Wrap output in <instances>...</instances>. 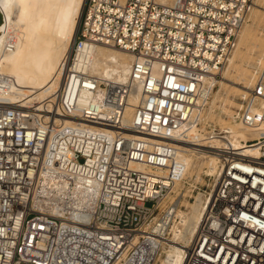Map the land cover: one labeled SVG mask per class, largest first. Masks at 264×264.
I'll use <instances>...</instances> for the list:
<instances>
[{
  "label": "built area",
  "instance_id": "2783aa9c",
  "mask_svg": "<svg viewBox=\"0 0 264 264\" xmlns=\"http://www.w3.org/2000/svg\"><path fill=\"white\" fill-rule=\"evenodd\" d=\"M255 2L86 1L47 98L0 102V264H154L198 195L182 264H264V134L242 151L229 129L264 123V64L232 115L212 104ZM92 45L130 53L125 82L80 60ZM187 146L214 153L218 171L185 186ZM45 174L95 187L91 215L65 225L68 206L35 203Z\"/></svg>",
  "mask_w": 264,
  "mask_h": 264
},
{
  "label": "bare ground",
  "instance_id": "6f19581e",
  "mask_svg": "<svg viewBox=\"0 0 264 264\" xmlns=\"http://www.w3.org/2000/svg\"><path fill=\"white\" fill-rule=\"evenodd\" d=\"M86 1L0 0V9L4 14V23L0 26V102L10 105L19 102L20 105H27L38 103L47 98L61 62L73 50L80 28L75 30L76 20L81 5L80 20H82ZM244 26L239 38L244 32ZM72 37H74L73 40ZM245 38L248 40L251 37L246 34ZM251 44L260 52V56L256 60L257 64L262 67L264 64V39H256L251 41ZM78 56L82 61L89 60L91 72L104 82H125L132 60L130 53L106 45H92L84 53H79ZM233 59H229V67L224 71L223 75L225 76L221 78L222 81L219 79L216 81L220 91L227 81V72L233 66ZM224 68L220 74L223 73ZM244 88L246 89L243 86L236 90L241 91ZM219 90L214 94H218V96L213 98V105H216L217 100L220 99ZM247 92L239 94L246 96ZM137 96L138 91L133 95V99H130L131 103H136ZM218 108L223 112L228 111L225 104ZM131 110V108L128 109V115H131ZM229 129L233 134L235 147L242 150L247 146L243 141L264 134V123L261 128L255 131L244 129L239 123L231 124ZM187 147L190 152L183 159L187 164L186 170L190 174L194 164L192 155L194 152L192 151L197 150L191 149L192 146ZM199 149L194 154L203 161L206 174H215L218 171V157L208 150ZM41 185V193L44 198H40L37 193L34 202L49 204V210L60 215L62 214L60 208L66 209L65 207L68 206L70 215L66 216L65 225L70 223L67 222L69 219L75 217L74 213H82L85 217L90 216L98 202L97 189L88 187L79 180L69 182L66 178L45 174ZM49 199H54V202L50 203ZM201 199V195H198L196 201L190 204L189 210L188 207L187 211L178 210L181 226L173 231L171 240L163 241L162 249L166 252V257L161 264H182L185 248L189 245L201 220ZM62 215L64 216V214ZM146 230L137 234L135 241L141 238L139 236L146 234Z\"/></svg>",
  "mask_w": 264,
  "mask_h": 264
},
{
  "label": "rangeland",
  "instance_id": "374dc122",
  "mask_svg": "<svg viewBox=\"0 0 264 264\" xmlns=\"http://www.w3.org/2000/svg\"><path fill=\"white\" fill-rule=\"evenodd\" d=\"M83 1V0H82ZM80 7V13H81ZM261 8V9H260ZM80 13L76 20V28L80 27ZM244 34L239 38L237 47L230 57V59L234 58L233 66L229 68L227 72L226 83L223 84L221 91L219 90V84L216 85V89L214 90V94L220 91V99L216 102V107L220 105L225 104V108L228 110L227 112H224L226 116L232 115L233 112L239 107L241 104L243 98L245 96L240 95L239 93H243L245 91H250L252 87V82L254 83V78L257 70L261 67L257 64V58L260 56V52H258V49L255 48L251 41H255L256 39H264V0H256L255 6L253 8V11L249 17V20L247 21V24L244 26ZM248 34L250 39H246L245 36ZM74 36V34H73ZM74 37H72L73 40ZM120 50V49H119ZM122 51V50H121ZM229 63L225 65V68L223 70V73L219 76V81H222V77L225 76L224 71L228 69ZM227 68V69H226ZM243 78V79H242ZM245 86L246 89H242L241 91H237V88H240ZM250 88V89H249ZM249 89V90H247ZM213 94V98L217 95ZM218 109V108H217ZM233 124V123H230ZM250 139V138H249ZM202 160L200 159H194L193 167L190 171V174L187 173L186 175V182L185 186H187L188 183H191L192 181H195L198 178V181H201V177L203 174H206V167L204 164H202ZM203 182V181H202ZM193 202L190 201L189 203H184L186 207L181 208L184 211H187L190 208V204ZM150 205V204H148ZM186 208V209H185ZM166 257V252L164 250L161 251V254L158 258V262L156 261L155 264H161L162 260Z\"/></svg>",
  "mask_w": 264,
  "mask_h": 264
},
{
  "label": "water",
  "instance_id": "95a60500",
  "mask_svg": "<svg viewBox=\"0 0 264 264\" xmlns=\"http://www.w3.org/2000/svg\"><path fill=\"white\" fill-rule=\"evenodd\" d=\"M4 23V14L2 10L0 9V26Z\"/></svg>",
  "mask_w": 264,
  "mask_h": 264
}]
</instances>
